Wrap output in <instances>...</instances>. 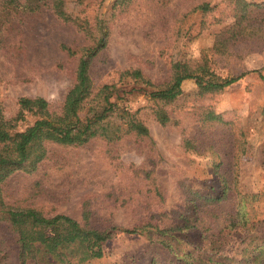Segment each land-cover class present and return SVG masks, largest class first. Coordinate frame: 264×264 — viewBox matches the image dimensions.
Masks as SVG:
<instances>
[{"label": "rangeland", "instance_id": "rangeland-1", "mask_svg": "<svg viewBox=\"0 0 264 264\" xmlns=\"http://www.w3.org/2000/svg\"><path fill=\"white\" fill-rule=\"evenodd\" d=\"M52 1L45 0L36 12L24 11L23 0L0 2V99L7 118L15 115L23 96L61 105L79 58L63 47L95 46L100 21L107 22L109 38L91 64L95 86L116 82L119 72L130 69L163 84L172 63L203 55L221 76L253 70L264 76V9L253 11L257 20L224 55L212 48L216 36L234 22L232 0H63L62 17L53 13ZM203 4L211 11H195ZM195 92L194 83L186 82L183 94L165 107L171 120L163 126L154 119L151 103L142 96L130 98L126 105L132 111L141 108L147 137L128 135L112 143L94 139L77 147L49 144L35 172H16L2 184L5 202L46 217L66 215L97 229L147 224L166 229L184 220L193 226L165 237L172 252L152 233L118 232L103 244L104 256L88 264H175L184 254L191 255L192 264H262L264 81L249 73L221 93L199 97ZM210 111L226 124L207 121ZM33 121L27 116L20 128ZM186 139L196 150L185 148ZM217 166L232 190L225 199L199 202L194 209L192 192L214 196L220 191ZM0 253L17 263L14 237L3 222Z\"/></svg>", "mask_w": 264, "mask_h": 264}, {"label": "trees", "instance_id": "trees-1", "mask_svg": "<svg viewBox=\"0 0 264 264\" xmlns=\"http://www.w3.org/2000/svg\"><path fill=\"white\" fill-rule=\"evenodd\" d=\"M131 1L117 0L119 4H129ZM64 4L63 0L52 1L51 8L56 16L62 17ZM230 4L234 22L225 33L216 36L212 52L217 54H227L230 43L237 41L242 31L257 20L253 11L264 9V2L232 0ZM45 6V0H23L22 3L23 10L27 12H36ZM197 10L207 13L211 8L203 4ZM98 26L100 38L95 46L80 50L63 47L69 56L78 55L79 58L74 83L59 107H52L42 97L23 96L17 100L15 115L7 118L0 99V222L7 225L14 237L16 264H88L104 256L103 244L118 232L126 235L152 233L158 237L155 241L172 252V246L165 237L193 228L188 220H184V225L166 229L149 224L132 229H97L81 225L66 215L46 217L34 208L9 205L4 200L1 186L16 172H35L46 158L49 144L77 147L94 139L112 143L128 135L147 137L149 129L140 118L141 108L132 111L126 105L132 97L142 96L151 103L154 119L163 126L171 120L165 107L183 94L188 81L194 83L195 94L199 97L221 93L249 73H257L264 81L261 70L221 76L212 67L210 58L203 55L199 59L172 63L170 78L163 84H155L139 69H130L119 72L116 82L98 87L90 76V68L95 57L106 48L109 38L107 22L100 21ZM27 116L33 117L34 121L20 128ZM206 117L211 123L226 124L221 115L211 111ZM184 145L187 150H196L189 139L184 140ZM214 173L221 179L220 191L214 196L192 192L189 201L194 209L199 207V202H219L232 190L231 181L218 166ZM83 220L88 223V212H84ZM151 241H154L153 238ZM190 256L184 254L175 264H192L189 262ZM0 264H11L4 253H0Z\"/></svg>", "mask_w": 264, "mask_h": 264}]
</instances>
